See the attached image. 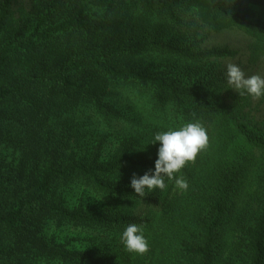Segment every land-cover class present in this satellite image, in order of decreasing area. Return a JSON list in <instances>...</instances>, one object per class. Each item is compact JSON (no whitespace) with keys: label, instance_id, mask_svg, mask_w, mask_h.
<instances>
[{"label":"trees","instance_id":"obj_1","mask_svg":"<svg viewBox=\"0 0 264 264\" xmlns=\"http://www.w3.org/2000/svg\"><path fill=\"white\" fill-rule=\"evenodd\" d=\"M14 2L0 0V264H264V117L221 76L237 51L201 44L236 29L264 56V0ZM195 120L209 146L177 174L188 189L165 177L138 196L154 135ZM132 223L144 255L121 242Z\"/></svg>","mask_w":264,"mask_h":264},{"label":"clouds","instance_id":"obj_2","mask_svg":"<svg viewBox=\"0 0 264 264\" xmlns=\"http://www.w3.org/2000/svg\"><path fill=\"white\" fill-rule=\"evenodd\" d=\"M226 76L231 89H235L239 96L247 94L253 99L264 97V76H246L243 69L234 63L227 64ZM156 142H159L160 147L154 173L150 170L138 178L133 174L131 187L138 196L145 197L156 189L166 190V177L168 181L174 180L177 188L186 191L189 187L187 180L182 175L177 178V174L188 163H194L198 153L208 148L209 136L206 127L199 120L187 122L178 129L157 132L151 144ZM121 242L129 253L144 255L150 250L143 226L135 223L129 224L123 231Z\"/></svg>","mask_w":264,"mask_h":264},{"label":"rangeland","instance_id":"obj_3","mask_svg":"<svg viewBox=\"0 0 264 264\" xmlns=\"http://www.w3.org/2000/svg\"><path fill=\"white\" fill-rule=\"evenodd\" d=\"M26 0H15L13 4V9L16 12L19 5H22ZM201 44L203 47H213V46H227L228 48L237 51L236 55L232 58H227L220 60V73L221 76L227 82L226 76V66L228 63H234L243 69L246 76L253 74H259L264 76V56H260L256 59L249 56V45L250 38L243 34L242 32L236 29H225L219 32L206 31L205 34L201 35ZM228 84V82H227ZM229 85V84H228ZM230 86V85H229ZM231 87V86H230ZM233 91H236L233 89ZM246 98L250 99L248 103V108L246 111H249L253 117H264V97L260 99H253L251 96L245 94ZM103 151L105 154L112 153L114 148L117 145V138L115 135L107 136L102 141ZM68 195L71 203H78L81 201L79 190L77 188L72 189ZM86 195V194H85ZM87 197V195H86ZM58 237L63 241L67 242L70 238H78L82 236V233H76L70 229L65 228L64 230L57 231ZM80 239V238H79ZM75 242V241H73Z\"/></svg>","mask_w":264,"mask_h":264}]
</instances>
